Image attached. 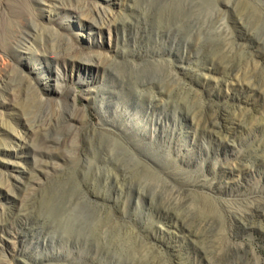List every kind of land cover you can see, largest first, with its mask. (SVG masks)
Here are the masks:
<instances>
[{"label": "rangeland", "instance_id": "374dc122", "mask_svg": "<svg viewBox=\"0 0 264 264\" xmlns=\"http://www.w3.org/2000/svg\"><path fill=\"white\" fill-rule=\"evenodd\" d=\"M16 7L20 42L0 45V264H264V0ZM24 117L60 137L55 154L28 146Z\"/></svg>", "mask_w": 264, "mask_h": 264}, {"label": "bare ground", "instance_id": "6f19581e", "mask_svg": "<svg viewBox=\"0 0 264 264\" xmlns=\"http://www.w3.org/2000/svg\"><path fill=\"white\" fill-rule=\"evenodd\" d=\"M23 3H24V0H12L11 6L9 7V9L6 10V11L3 10L2 12H0V16H1V20H2V21H0V45L3 48H7L10 43H18V42H20L19 38L22 37L23 30L22 29H18V28H14L13 26H10L6 22V19L8 18V14L16 12L14 10V8L17 5L23 4ZM223 3H226V1H223ZM9 4H10V0H9ZM0 6H1V1H0ZM222 7H224V6L218 5V3H217V11H218L219 14H220V12L222 10ZM70 9H72L75 12L79 13L81 10H83V7L74 5V6H70ZM98 14H99V12H98ZM99 16H100V14H99ZM164 34L167 35V37H169V39L173 40L174 37H171L169 33L166 32ZM172 40H169V41H172ZM53 56L54 57H58L60 55L58 53H54ZM88 61H91V58ZM248 85L249 84H247V86ZM162 103H163V100H161V97H157V96H154V95L151 96L150 95L148 97L147 101H145V103H144V106H146V108H145L146 109V113H148V111H149V113L153 114V112L155 111L156 108H159L160 106H162ZM163 112H164V114H166V111H163ZM60 119H57L54 122V126L56 128H57L56 124H59L62 121L67 122L68 125L72 127V125L74 124V121L78 120V117L72 111H68L66 113V115L65 114L62 115V118H60ZM22 122H23L24 126L28 130L31 131V133L35 134L36 137L35 136L34 137L37 138V140L38 139L40 140L38 142L39 145H30L29 144L28 146H31L32 149H34L35 151H38L39 153H47L50 156H52V154L54 153L52 149H53V147L55 145L59 144L60 137H58L56 135L47 136L46 133L44 132L45 128L42 126V124H39V123L38 124L37 123L36 124H32V120H29L27 117ZM50 126L52 127V125H50ZM52 131H54V130H52ZM59 156H61V155H59ZM61 157H65V156L62 155ZM40 162L41 163L51 164V162H48L46 160H40ZM134 197H136L138 199L137 194H135ZM17 221L18 222H23V219L18 218V215H14V216L12 215V216H8L7 218H5L3 224H4V227H6L5 225H7L8 223H5V222L14 223V222H17Z\"/></svg>", "mask_w": 264, "mask_h": 264}]
</instances>
